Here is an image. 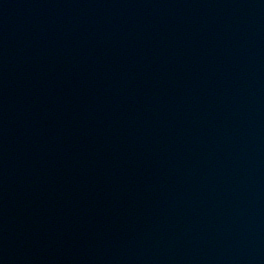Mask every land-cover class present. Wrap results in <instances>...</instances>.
<instances>
[{
  "label": "water",
  "instance_id": "1",
  "mask_svg": "<svg viewBox=\"0 0 264 264\" xmlns=\"http://www.w3.org/2000/svg\"><path fill=\"white\" fill-rule=\"evenodd\" d=\"M0 264H264V0H0Z\"/></svg>",
  "mask_w": 264,
  "mask_h": 264
}]
</instances>
